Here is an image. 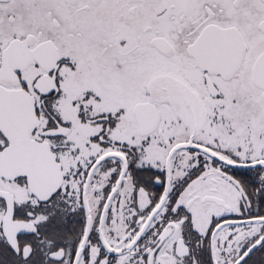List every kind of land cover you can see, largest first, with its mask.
I'll list each match as a JSON object with an SVG mask.
<instances>
[{"label": "snow or ice", "instance_id": "1", "mask_svg": "<svg viewBox=\"0 0 264 264\" xmlns=\"http://www.w3.org/2000/svg\"><path fill=\"white\" fill-rule=\"evenodd\" d=\"M0 264H264V0H0Z\"/></svg>", "mask_w": 264, "mask_h": 264}]
</instances>
